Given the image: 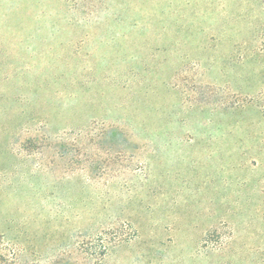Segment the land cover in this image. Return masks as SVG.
Masks as SVG:
<instances>
[{"label":"rangeland","instance_id":"374dc122","mask_svg":"<svg viewBox=\"0 0 264 264\" xmlns=\"http://www.w3.org/2000/svg\"><path fill=\"white\" fill-rule=\"evenodd\" d=\"M66 258L264 264V0H0V264Z\"/></svg>","mask_w":264,"mask_h":264},{"label":"trees","instance_id":"16d2710c","mask_svg":"<svg viewBox=\"0 0 264 264\" xmlns=\"http://www.w3.org/2000/svg\"><path fill=\"white\" fill-rule=\"evenodd\" d=\"M91 256V255H90ZM71 258V257H70ZM70 258H66L65 260H63V262H58V264H77L78 260L74 261V262H71L72 260ZM89 258H92V257H89ZM88 258V259H89ZM92 260V259H90ZM100 264H102V262L99 261Z\"/></svg>","mask_w":264,"mask_h":264}]
</instances>
